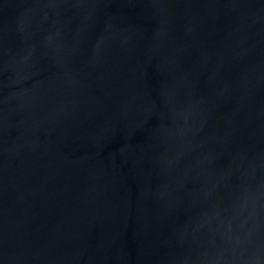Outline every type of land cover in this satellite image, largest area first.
<instances>
[{
  "label": "water",
  "instance_id": "obj_1",
  "mask_svg": "<svg viewBox=\"0 0 264 264\" xmlns=\"http://www.w3.org/2000/svg\"><path fill=\"white\" fill-rule=\"evenodd\" d=\"M0 264H264V0H0Z\"/></svg>",
  "mask_w": 264,
  "mask_h": 264
}]
</instances>
